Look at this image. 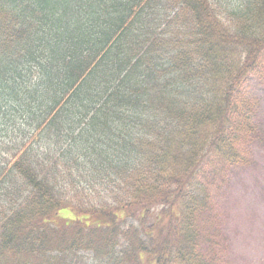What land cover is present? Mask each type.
I'll use <instances>...</instances> for the list:
<instances>
[{"label":"trees","instance_id":"1","mask_svg":"<svg viewBox=\"0 0 264 264\" xmlns=\"http://www.w3.org/2000/svg\"><path fill=\"white\" fill-rule=\"evenodd\" d=\"M263 75L264 0H0V264H224Z\"/></svg>","mask_w":264,"mask_h":264},{"label":"rangeland","instance_id":"2","mask_svg":"<svg viewBox=\"0 0 264 264\" xmlns=\"http://www.w3.org/2000/svg\"><path fill=\"white\" fill-rule=\"evenodd\" d=\"M243 88L258 100L261 139L252 143L247 165L226 168L207 186L218 217L224 264H264V75L249 78ZM80 217L63 208L54 221L69 223Z\"/></svg>","mask_w":264,"mask_h":264}]
</instances>
